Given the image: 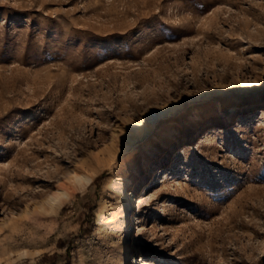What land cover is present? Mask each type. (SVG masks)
<instances>
[{"label":"rangeland","instance_id":"374dc122","mask_svg":"<svg viewBox=\"0 0 264 264\" xmlns=\"http://www.w3.org/2000/svg\"><path fill=\"white\" fill-rule=\"evenodd\" d=\"M122 237L127 264H264V0H0V264Z\"/></svg>","mask_w":264,"mask_h":264},{"label":"bare ground","instance_id":"6f19581e","mask_svg":"<svg viewBox=\"0 0 264 264\" xmlns=\"http://www.w3.org/2000/svg\"><path fill=\"white\" fill-rule=\"evenodd\" d=\"M228 104V103H227ZM222 111V110H220ZM194 113H196V116L198 117L200 115L199 111L196 110ZM213 136L218 137L221 132H223L222 128L220 126H215L212 128ZM163 136H169V134H166V132H163ZM159 137V136H158ZM156 137L158 141H161L163 137ZM172 138V137H171ZM170 138V139H171ZM159 148H156L155 151H158ZM160 175L162 176L163 171L162 168H158ZM127 170H124L122 174L118 175L117 177H110L107 181V186L110 191L117 194L122 202L121 209H119L115 213H99L98 215V231H102L105 233V235L111 240L112 235L119 234L123 235L127 233L128 229V191L126 190V187L128 186V175ZM77 180L81 185L88 184L91 182V178L87 176L77 177ZM70 194L68 192H63L58 196H55L50 200V203L55 207H60L63 203V199H68ZM146 200V199H145ZM143 199L142 197L138 196L136 197L135 201L136 206L139 208L140 204L142 203ZM122 240L120 242H114L113 243V251L109 256V264H127L128 262V248L125 241ZM136 264H156L155 262L149 261V260H143L140 259L139 263Z\"/></svg>","mask_w":264,"mask_h":264},{"label":"trees","instance_id":"16d2710c","mask_svg":"<svg viewBox=\"0 0 264 264\" xmlns=\"http://www.w3.org/2000/svg\"><path fill=\"white\" fill-rule=\"evenodd\" d=\"M98 179H99V177H97V178L95 179V181L98 180ZM92 222H93V220H92ZM58 245H59V247H62V243H61V242H58ZM44 257H45V255H44Z\"/></svg>","mask_w":264,"mask_h":264}]
</instances>
